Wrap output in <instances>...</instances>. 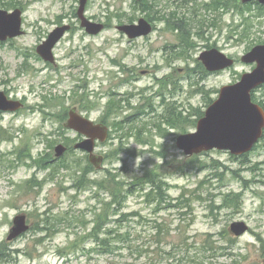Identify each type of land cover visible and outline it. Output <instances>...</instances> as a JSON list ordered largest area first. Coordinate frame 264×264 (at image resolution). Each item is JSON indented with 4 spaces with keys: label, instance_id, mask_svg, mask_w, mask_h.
<instances>
[{
    "label": "rangeland",
    "instance_id": "obj_1",
    "mask_svg": "<svg viewBox=\"0 0 264 264\" xmlns=\"http://www.w3.org/2000/svg\"><path fill=\"white\" fill-rule=\"evenodd\" d=\"M255 3L249 4L247 16L260 15L256 20L264 24V10L259 12ZM140 4L89 0L86 17L106 27L93 36L77 18L80 0H0L4 9L24 10L26 32L0 44V90L25 105L15 113H0V245L9 250V262L0 264H264V140L244 156L212 150L187 159L176 148L177 136L196 130L195 115L205 113L224 86L255 69L241 59L264 45V28L259 43L251 44L255 36L243 43L231 34L241 17L213 0ZM142 18L154 32L129 43L117 27ZM62 25L72 28L54 49L56 64L46 63L37 48ZM214 48L235 60L234 67L208 73L199 57ZM131 75L135 84H129ZM167 77L175 79L174 87L158 85ZM167 90L177 101L172 106L178 111L176 129L162 120L167 109L157 95L170 96ZM131 95L136 98L119 107L142 105L146 154L133 140V150L123 152L128 143L125 132L118 131L98 151L105 157L102 168L87 180L102 181L110 174L138 178L146 190L123 199L121 211L108 213L105 222L110 223L100 234L108 242L102 244L87 235L103 203L112 200L95 187L78 185L83 170L93 166L75 149L77 133L64 123L73 108L97 119ZM253 95L264 108V88ZM60 144L68 152L51 163ZM151 176L163 181L171 207L145 197L152 189L147 185ZM196 190L202 200L192 203ZM181 197L185 208L178 202ZM20 214L27 215L31 230L7 242ZM235 222H244L248 232L231 234Z\"/></svg>",
    "mask_w": 264,
    "mask_h": 264
},
{
    "label": "water",
    "instance_id": "obj_2",
    "mask_svg": "<svg viewBox=\"0 0 264 264\" xmlns=\"http://www.w3.org/2000/svg\"><path fill=\"white\" fill-rule=\"evenodd\" d=\"M135 1L139 3L143 0ZM88 2L89 0H80L77 16L81 21V27L89 35L97 36L105 30V25L94 23L86 17ZM241 2L244 5L257 2L264 6V0H241ZM153 29L152 23L144 18L136 24L117 27L120 33L126 34L131 40L147 37L152 34ZM70 30L69 25L57 27L48 39L38 46V55L45 62L56 64L54 49ZM21 35H23L22 12L17 10L9 13L0 10V41L4 42L8 38ZM199 60L210 73L224 71L235 65V60L216 48L204 51ZM241 61L244 64L256 65V67L252 72L242 75L237 83L224 86L218 99L208 107L204 117L198 121L197 129L178 138L177 147L187 156L199 155L212 150L229 151L234 156H243L250 153L263 138L264 109L253 101L252 95L255 90L264 86V45L254 47L242 57ZM23 107L21 102L9 99L4 92L0 91V112L15 113ZM64 127L86 137V140L78 143L75 149L88 153L90 163L97 170L101 169L104 159L95 153L96 141H107L108 127L96 125L86 119L77 108L69 112ZM67 151L64 145H58L55 148L56 158L63 157ZM30 229L31 225L28 224L27 215H18L13 221L7 241L17 240ZM248 230L249 227L244 222H235L230 228L231 234L236 237L246 234Z\"/></svg>",
    "mask_w": 264,
    "mask_h": 264
},
{
    "label": "trees",
    "instance_id": "obj_3",
    "mask_svg": "<svg viewBox=\"0 0 264 264\" xmlns=\"http://www.w3.org/2000/svg\"><path fill=\"white\" fill-rule=\"evenodd\" d=\"M145 1V0H144ZM144 1L140 4L141 6L144 5ZM214 3L218 4V7H223L227 11L233 10L234 12H237L238 16L241 17V22L236 26L234 32L231 31V34H233V38L236 37L237 41H241L243 43H251V37L255 36L256 39H253L251 44H257L259 43L258 40H260L262 37V31L264 28V24L260 20V15H256L255 17L249 15L247 16L248 9H250V5H244L242 4L241 0H213ZM256 6L260 9V11L264 10L263 6L258 5L255 3ZM237 14L235 16H237ZM235 20V19H234ZM257 28V29H256ZM260 34L256 35V34ZM258 39V40H257ZM184 40V39H183ZM264 88V87H262ZM254 98V95H253ZM211 103L207 106L209 107ZM204 112H199L196 116V119L193 124V128H196L197 121L202 119L204 117ZM264 140V138H263ZM51 163H53L51 161ZM196 162V166H197ZM94 171L93 167L89 169H84L81 177L79 178L78 185L81 186L82 189L87 190L90 187L97 188V191H102L111 198V202L109 203H103V209L102 211L96 213L95 219L92 229L88 233V237L91 239L101 240L102 244H107V239H100V234L102 233L104 227L109 224L110 222H105V218L108 217V213L114 211L115 213L121 211L123 209L122 200L126 199L129 196H134L137 193L145 192V188L142 187L143 183L141 179H135L133 181H130V179L122 178L118 175H109V177L105 178L102 181H95L91 182L87 180V176L91 174ZM153 173V172H152ZM155 174V173H153ZM163 181L158 179V181L151 176L148 179L147 185H149L152 189L145 194V197L148 198L149 202L153 203H160V204H166L169 207L171 198L166 194V192L163 191ZM146 185V186H147ZM202 197L198 195V191H194V198L192 200V203L201 201ZM178 202L182 204L183 208H185V205L182 203L183 198L181 197L178 199ZM115 206V208H114ZM120 220L116 221V224H119ZM206 253V247L204 248ZM212 250V249H211ZM220 250V249H219ZM9 250L7 248L6 244L0 245V262L7 263L9 262ZM183 260H180L179 263L182 264Z\"/></svg>",
    "mask_w": 264,
    "mask_h": 264
},
{
    "label": "flooded vegetation",
    "instance_id": "obj_4",
    "mask_svg": "<svg viewBox=\"0 0 264 264\" xmlns=\"http://www.w3.org/2000/svg\"><path fill=\"white\" fill-rule=\"evenodd\" d=\"M144 1V0H143ZM142 1V2H143ZM178 1V0H177ZM190 1H192V0H190ZM141 2V3H142ZM189 2V1H188ZM188 2H186V3H188ZM80 7V6H79ZM0 10L1 11H7V12H9V13H13V12H15V11H17V10H20L21 12H22V31H23V35H21V36H19V37H22V36H24L25 34H26V32L24 31V20H23V16H24V10H22V9H20V8H16V9H14L13 11H9V10H7V9H4V8H2V7H0ZM79 10V9H78ZM78 13V12H77ZM77 18H78V16H77ZM79 19V18H78ZM129 25H132V24H129ZM63 26V25H62ZM69 26H71V25H69ZM58 27H60V26H58ZM72 28V27H71ZM154 30H155V28L153 29V32H154ZM152 32V33H153ZM52 33V32H51ZM50 33V34H51ZM87 33V32H86ZM122 35H124L128 40H129V43H132V42H134V40H137V39H134V40H131L130 38H128V36L126 35V34H124V33H121ZM50 36V35H49ZM48 36V37H49ZM19 37H16V38H8L6 41H4V42H2V41H0V44H7V43H11V42H13L14 40H16L17 38H19ZM143 38V37H142ZM145 38V37H144ZM48 39V38H47ZM206 69V68H205ZM208 72V71H207ZM208 73H210V72H208ZM218 73V72H217ZM135 78L133 77V75H131L130 77H129V84H135ZM158 85L160 86V87H162V88H172V87H174L175 85H176V82H175V79L174 78H172V77H167V78H165V80L162 82H160V83H158ZM173 90V89H172ZM258 90V89H257ZM256 90V91H257ZM1 91V90H0ZM255 91V92H256ZM2 92H4V91H2ZM167 92H168V94L169 93H171L170 94V96L168 95V96H164V94H158L157 96L159 97V98H161V105H162V108H166L167 109V111H166V113H165V115H163V117H162V120H163V123L166 125V126H168L170 129H176L177 128V124H176V117H177V115L176 114H174V113H176V112H178L175 108L174 109H172V106L173 107H176V105H177V101H174L172 98H174L175 97V94L173 93V91H168L167 90ZM254 92V93H255ZM5 94L7 93V92H4ZM114 92H112L111 93V95H112V97H115L114 96ZM8 97H9V99H11L10 98V96H9V94L7 93L6 94ZM119 98H121V96H118L116 99H119ZM132 98H136V95H131V97L130 98H128L127 96H125L124 97V99L123 100H119V105H117V104H114V105H112L111 107H109V108H107V111H106V113L105 114H103L102 116H100L99 118H97V119H92L91 118V114L90 113H88V112H83V111H80L79 109H77L78 110V112L83 116V117H85L86 119H89V120H91L93 123H95L96 125H104V126H107L108 127V139H109V136L110 135H112V137L113 138H117L116 136H117V134H118V131H124L125 132V137H124V140H125V142L126 143H128V144H124V151L123 152H126V150L127 151H131V150H133V149H131V145L133 144V143H136L137 145H139V144H141L142 146H143V148L144 149H142V151L140 152V154L141 155H145L146 154V152H147V144L145 145V143H146V141H145V137H146V134H147V132H146V128H145V126L142 124V105L140 104V105H138V108H128L127 106L125 107V108H120L119 106H120V104L122 103H125L126 101H128L129 99L131 100ZM11 100H13V101H19V102H21L23 105H24V103H23V101H21V100H18V99H11ZM112 100V99H111ZM111 102V101H110ZM169 103V104H168ZM24 107H25V105H24ZM23 107V108H24ZM22 108V109H23ZM21 109V110H22ZM0 113H8V112H0ZM66 123V122H65ZM64 123V124H65ZM192 128H193V126H192ZM66 129V128H65ZM67 130V129H66ZM69 131H71V130H69ZM74 132V131H73ZM111 132H113V133H111ZM192 132H194V131H192ZM75 133H77V132H75ZM187 133H190V132H187ZM187 133H182V134H180L179 136H177V138H176V148H178L177 147V142H178V138L181 136V135H183V134H187ZM164 137H165V135H164ZM119 139L120 138H122V137H118ZM107 139V140H108ZM119 139H117L118 140V142H119V145H121V141L119 140ZM86 140V137L83 135V134H80V133H77V141H78V143H82V142H84ZM130 140H133L134 142L133 143H129V141ZM77 143V144H78ZM106 143L107 142H100V141H96V150H95V153L97 154V155H99L98 154V151L100 150V148L101 147H104V146H106ZM68 149V148H67ZM149 150H150V148H149ZM80 151H82V150H80ZM135 151V150H134ZM83 153H85L86 154V157L88 158V160H89V163H90V157H89V154L88 153H86L85 151H82ZM136 152V151H135ZM162 153H163V155L166 157V158H168L169 157V155L167 154V153H165V152H163L162 151ZM230 153V152H229ZM231 154V153H230ZM99 156H102L103 157V159L105 160V157L103 156V155H99ZM194 156H186V158L187 159H191V158H193ZM59 159H57V158H55L54 160H52V162H55V161H58ZM91 164V163H90ZM92 165V164H91ZM93 166V165H92ZM94 167V166H93ZM94 170H97L95 167H94ZM172 206H174L173 204H172Z\"/></svg>",
    "mask_w": 264,
    "mask_h": 264
}]
</instances>
